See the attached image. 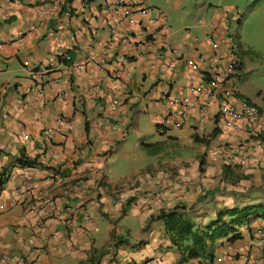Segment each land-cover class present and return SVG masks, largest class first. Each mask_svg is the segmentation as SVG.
Wrapping results in <instances>:
<instances>
[{
  "label": "crops",
  "instance_id": "0c3cea01",
  "mask_svg": "<svg viewBox=\"0 0 264 264\" xmlns=\"http://www.w3.org/2000/svg\"><path fill=\"white\" fill-rule=\"evenodd\" d=\"M148 2L126 16L116 0H0V257L179 264L161 211L183 207L203 230L218 211L264 204V131L225 128L218 102L190 92L242 63L231 15L178 39ZM245 73L228 85L264 110ZM154 193L162 203L144 204ZM236 230L182 264H264V219Z\"/></svg>",
  "mask_w": 264,
  "mask_h": 264
},
{
  "label": "rangeland",
  "instance_id": "374dc122",
  "mask_svg": "<svg viewBox=\"0 0 264 264\" xmlns=\"http://www.w3.org/2000/svg\"><path fill=\"white\" fill-rule=\"evenodd\" d=\"M181 2L180 9L177 10L167 6L165 0L148 2L150 7L158 8L165 13L173 35L178 39L191 33L189 40L192 38L200 40L204 29L196 28V22L203 21L207 24L214 13L225 16L227 13L232 16L235 14L234 20L230 18V34L236 35L238 39L233 50L242 60L246 71L244 77L247 89L255 96L252 98L260 102L257 95L264 96V0H181ZM224 25L226 26V23ZM229 43L232 44L231 40Z\"/></svg>",
  "mask_w": 264,
  "mask_h": 264
},
{
  "label": "trees",
  "instance_id": "16d2710c",
  "mask_svg": "<svg viewBox=\"0 0 264 264\" xmlns=\"http://www.w3.org/2000/svg\"><path fill=\"white\" fill-rule=\"evenodd\" d=\"M231 47L230 49H232ZM233 58L231 57V60ZM234 73L229 76L228 79L224 80L223 84L228 85V83L239 74L241 71V61L234 58ZM227 68V66H226ZM212 81V79H210ZM209 81V82H210ZM230 86V85H228ZM233 87V86H232ZM236 89V87H234ZM234 101L240 100L247 103L249 106L255 108L260 117L259 121H255L254 123L248 122L247 119H242L237 122L238 127L245 125L247 128L250 127L251 130H256L259 134L260 131H264V110L259 108L258 106L250 103V101L240 95L237 91L234 92L233 95ZM222 99V98H221ZM222 102L226 105H229L230 102L227 99L222 100ZM219 104V107L221 103ZM219 118V111L216 116V119ZM243 122V123H242ZM219 124H221L218 121ZM242 128V127H241ZM230 129V128H229ZM253 131L254 134H256ZM264 135V132H261ZM17 165L20 168L23 167H37L40 164L36 159H28L26 157H20ZM7 176L6 174H0V188L3 187V184L6 182ZM183 207H175L172 210L167 212L161 211L159 215L153 220L161 221L166 230V234L169 236L172 246L182 251V257L180 259L179 264L185 263L189 260L197 259L203 256L210 257V253L208 250V242L214 243L217 239L225 238L227 242L233 243L240 240L242 237L237 232L236 227L243 225L244 223H248L251 220L255 219H264V204L258 205H248L242 208H231L218 211L216 219L208 224L203 230H198L194 227L189 220L184 217L182 211ZM152 220V219H151ZM8 256V255H7ZM3 257V256H2ZM0 257V261L2 260ZM9 258L16 256H8ZM18 258L25 256H17ZM16 257V258H17ZM28 262L34 264L28 259ZM89 264L94 263L93 258L89 260Z\"/></svg>",
  "mask_w": 264,
  "mask_h": 264
},
{
  "label": "built area",
  "instance_id": "2783aa9c",
  "mask_svg": "<svg viewBox=\"0 0 264 264\" xmlns=\"http://www.w3.org/2000/svg\"><path fill=\"white\" fill-rule=\"evenodd\" d=\"M85 5H86V1H84L82 6L85 7ZM115 5L119 8L122 7L124 9V14L126 16H129L132 12L136 10H140L142 8L140 5V0H127L126 6L124 5L122 0H116ZM150 11L151 9H148V8L141 10V12L143 13H149ZM154 12L160 15V12L158 10H155ZM234 15L235 14L233 13V16ZM233 16L231 14L232 19H233ZM161 18L164 20V17H161ZM231 51H233V48L231 49ZM66 59H69V57H67ZM189 64L191 68L195 70V66L192 65V63H189ZM234 67H235V63H234V58H233L232 60H230V62L227 65V68H225L224 72L221 74V77H222L221 79H214L208 82L206 86L191 87L190 92L196 95L204 94L208 98L216 100L219 104L220 102H222V100L227 99L230 102V104L226 105L223 102L221 103L219 107L218 121L221 123V125H223L226 128L239 130L241 129V127H238V124H237L238 121L240 123V120L247 119L248 122L254 123L255 121H259L260 117L258 115L257 110L249 106L244 101L235 100V103H232L234 101L233 95L236 89L232 86L223 84V82L224 80L228 79L229 76L232 75V73H234ZM163 125H164V120L161 122V126ZM141 199L144 204L155 202L156 204L160 205L162 203V197L159 193L145 194L144 196H142ZM90 219L91 218L89 216L86 218V221L88 222L90 221ZM1 262L5 264H32L28 262L27 257L9 258L8 256H3Z\"/></svg>",
  "mask_w": 264,
  "mask_h": 264
},
{
  "label": "clouds",
  "instance_id": "9594fccd",
  "mask_svg": "<svg viewBox=\"0 0 264 264\" xmlns=\"http://www.w3.org/2000/svg\"><path fill=\"white\" fill-rule=\"evenodd\" d=\"M232 103H235V101H233ZM232 103H231V104H232ZM218 104H219V103H218ZM218 110H219V107H218ZM217 121H218V120H217ZM222 126H223V125H222ZM225 128H226V127H225ZM227 129H229V128H227Z\"/></svg>",
  "mask_w": 264,
  "mask_h": 264
}]
</instances>
